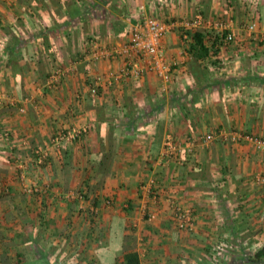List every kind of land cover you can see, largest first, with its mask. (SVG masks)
Returning a JSON list of instances; mask_svg holds the SVG:
<instances>
[{"label":"crops","instance_id":"obj_1","mask_svg":"<svg viewBox=\"0 0 264 264\" xmlns=\"http://www.w3.org/2000/svg\"><path fill=\"white\" fill-rule=\"evenodd\" d=\"M197 14L200 29L226 20L236 33L206 60L209 78L178 25L163 40L178 62L170 82L144 72L91 93L97 75L124 68L112 52L137 20L180 24ZM0 92V181L9 184L0 264H119L124 249L142 264H240L264 247V153L201 141L220 130L264 137V0H0ZM83 125L80 139L54 144L59 130ZM169 134L177 150L168 155ZM36 147L49 154L43 166ZM177 205L192 209L194 230L177 226Z\"/></svg>","mask_w":264,"mask_h":264},{"label":"built area","instance_id":"obj_2","mask_svg":"<svg viewBox=\"0 0 264 264\" xmlns=\"http://www.w3.org/2000/svg\"><path fill=\"white\" fill-rule=\"evenodd\" d=\"M204 24L205 20L202 14H197L194 18L183 21L180 24L174 21H164L154 16L144 15L132 25L128 42L120 49H116L112 52L115 55H123L124 68L118 72H112L109 75H97L90 86L91 93L97 94L102 82L107 81L108 84H111L113 79H121L124 77L138 78L141 77L144 72H152L163 82H170L178 62L169 58L166 50L162 46L163 40L166 38L167 34L178 25L183 27V30L186 32L183 34V38L188 39L189 33L187 30L200 28ZM206 25L208 28H212L216 33L222 34L227 32L223 40L225 43H233L236 41V33L232 29L231 21H209ZM256 27V23H250L247 29L250 33H253L255 32ZM107 54L108 52L102 53V56H106ZM95 56L98 57L99 55L96 54ZM61 74L62 71L58 70L53 77V81ZM3 98V94L0 92V102L3 101ZM87 130L88 128L85 125L69 129H61L54 135L53 142L54 144H61L63 142L74 141L87 132ZM3 138L8 140L10 138V133L5 131L3 133ZM216 138L231 139L234 142H250L258 150L264 153V137L249 132L246 133L237 130L226 132L220 130L206 134L201 137V141L208 143L216 140ZM165 145L167 148L165 153H168V155L177 150L174 137L170 134L166 138ZM32 154L35 161L41 163L47 156L48 152L44 148L36 147ZM18 165L21 170L22 182H24L27 178L26 164L23 160H19ZM256 179L259 183L264 184V173L259 174ZM36 187L37 185L30 187L25 186L24 189L34 192L38 190ZM8 189L9 186L5 182L0 181V194ZM79 198L83 199L82 195L79 196ZM174 219L180 229L186 231L194 230L195 216L191 208L177 205L174 210Z\"/></svg>","mask_w":264,"mask_h":264},{"label":"trees","instance_id":"obj_3","mask_svg":"<svg viewBox=\"0 0 264 264\" xmlns=\"http://www.w3.org/2000/svg\"><path fill=\"white\" fill-rule=\"evenodd\" d=\"M189 33V38L186 40V46L187 50L192 56V59L195 61H198L203 69V73L205 74V80L209 78L210 72L208 70V66L205 64L206 60H210L211 58H214V56L217 55L219 47H222L224 45H227L229 43H225L223 40L225 38V35L227 32H224L222 34L216 33L213 29L210 30H203L200 28H196L194 30H187ZM186 33L183 29L181 31V35L183 37V34ZM214 60L213 62H215ZM214 82V80H212ZM164 124L163 121L159 122V128H163ZM83 135H81L79 138L75 139L74 141L80 139ZM49 154L43 159V161L39 164L41 166L45 165L47 161L49 160ZM34 162L35 159L33 158ZM4 182V181H3ZM36 193V192H33ZM8 195V190L3 191L0 194V200L4 199ZM81 195L83 199L88 201L89 197L83 192H81ZM36 196V195H34ZM78 202H74V205ZM95 207L97 203H94ZM95 207H92V209L88 210V216L90 218H94L96 214ZM86 209V208H85ZM84 209L81 208L80 211H83ZM86 212V211H85ZM82 213V212H81ZM87 213V212H86ZM240 264H261L264 263V247L254 252L252 255H247L246 257L239 258ZM98 263L97 261L90 260L89 264H95ZM61 264V263H56ZM119 264H142V260L140 257V254L138 251L133 249H124L122 254V259L119 262Z\"/></svg>","mask_w":264,"mask_h":264},{"label":"rangeland","instance_id":"obj_4","mask_svg":"<svg viewBox=\"0 0 264 264\" xmlns=\"http://www.w3.org/2000/svg\"><path fill=\"white\" fill-rule=\"evenodd\" d=\"M219 21H221V20H219ZM252 23H256L257 24V22H255V21H252ZM258 25V24H257ZM162 46H163V43H162ZM222 131H225V130H222ZM230 131H235V130H226V132H230ZM258 136V135H257ZM227 141H231V142H234V141H232L231 139H227ZM71 142V141H70ZM19 160H21L20 158H18V160H17V163H18V161ZM16 168H17V170L19 169V167L18 166H16ZM29 169V168H28ZM26 171H27V168H26ZM3 181H5V180H3ZM6 182H8V181H5V183ZM7 184V183H6ZM8 186H9V184H7ZM37 196H35V198H36ZM222 244V243H221ZM228 248V246H227V243L226 244H222L221 246H219L218 248H216V249H214V252L218 255V256H221L222 254H220V253H224L226 250L225 249H227ZM224 249V250H223ZM59 253H62V251L63 250H61V249H59ZM215 253L213 254L214 255V257L215 256H217V255H215ZM61 264H63V263H61ZM64 264H75V263H72V262H70V261H65L64 262Z\"/></svg>","mask_w":264,"mask_h":264}]
</instances>
